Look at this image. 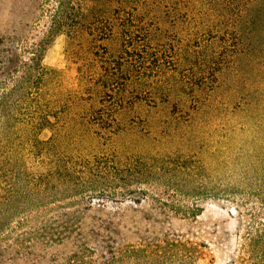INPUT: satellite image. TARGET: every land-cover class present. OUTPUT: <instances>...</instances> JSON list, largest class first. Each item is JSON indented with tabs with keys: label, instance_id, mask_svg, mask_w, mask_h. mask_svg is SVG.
I'll return each instance as SVG.
<instances>
[{
	"label": "rangeland",
	"instance_id": "374dc122",
	"mask_svg": "<svg viewBox=\"0 0 264 264\" xmlns=\"http://www.w3.org/2000/svg\"><path fill=\"white\" fill-rule=\"evenodd\" d=\"M38 1L0 0V33L23 28ZM187 1L137 0L102 17L109 39L92 63L118 73L113 103L69 108L74 130L54 152L108 162L119 178L96 186L104 193L39 207L28 194L26 171L37 168L30 144L0 128V264H264V2L237 50L194 31ZM130 42L138 49L124 48ZM80 43L61 34L47 50L52 95L89 98L79 91ZM211 59L214 71L198 76ZM76 209L82 239L63 240L55 222L44 229L53 213ZM24 231L32 240L18 251Z\"/></svg>",
	"mask_w": 264,
	"mask_h": 264
},
{
	"label": "trees",
	"instance_id": "16d2710c",
	"mask_svg": "<svg viewBox=\"0 0 264 264\" xmlns=\"http://www.w3.org/2000/svg\"><path fill=\"white\" fill-rule=\"evenodd\" d=\"M263 2L264 0H188L187 12L192 16L190 23L196 26L194 31L202 29L215 40L218 39L217 42L222 41L223 48L238 50L245 45L249 28L256 23L252 12ZM136 4L137 0H39L38 11L34 10L23 28L12 33H0V128L23 133L30 144L32 156L35 157L34 166L37 168L26 171V180L28 194L39 207L49 208L52 204L69 200L68 196L81 199L87 195L89 198L101 195L105 189H97L96 186H107L111 177L115 180L119 178L118 172L104 160L66 161L56 155L54 149L62 137L74 130L73 114L69 108L82 104L87 108L105 111L113 103L108 99V93L115 92L112 88L118 80V73L110 72L107 61L93 64L96 55L94 50L100 47V42L109 39L102 17L113 10H134L133 6ZM43 21L47 27L40 29L38 24ZM114 29L117 30L116 27ZM61 34H65L74 43L81 42L79 51H76L81 56L78 63L79 91L82 94L89 92L87 99L83 96L77 99L73 96L58 97L49 91L53 71L45 67L43 58L54 39ZM199 35L202 33L192 34L196 38ZM126 47L138 49L134 42L124 46ZM126 51L125 49V53ZM216 55L217 53L214 56ZM213 60L202 63L198 76L205 77L214 71L213 65L219 61L216 59L213 63ZM219 66L221 68L223 63ZM120 70L121 67L115 68V71ZM206 82V79L202 80L198 90H202L207 85ZM45 131L51 133V138L39 139ZM17 163L16 161L15 165ZM2 168L0 162V172ZM17 176L19 173L12 174L14 179ZM91 179L96 184L94 189L88 185ZM134 200L138 201V198ZM81 213L80 209L63 214L53 213L46 220L44 229L49 230L50 225L55 222L62 228L63 240L70 234L82 239L84 225L80 220ZM48 234L49 232L45 239L46 247L52 240ZM21 240L31 242V233L24 231L18 234V251Z\"/></svg>",
	"mask_w": 264,
	"mask_h": 264
}]
</instances>
